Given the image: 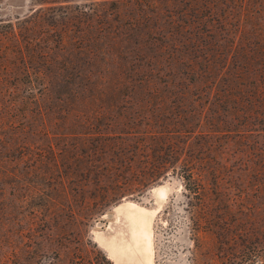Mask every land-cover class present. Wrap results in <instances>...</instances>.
Returning <instances> with one entry per match:
<instances>
[{"label": "rangeland", "instance_id": "374dc122", "mask_svg": "<svg viewBox=\"0 0 264 264\" xmlns=\"http://www.w3.org/2000/svg\"><path fill=\"white\" fill-rule=\"evenodd\" d=\"M45 1L0 0V264H124L101 237L127 236L122 208L128 202L150 221V264H264V63L250 62L241 82L245 93L256 86L261 98L246 106L252 113L245 132L237 130L246 118H238L225 131L189 137L182 156L189 154L201 177V202L184 189L180 171L168 167L99 214L93 171L79 173L80 147L62 136L63 87L55 81L65 73L49 24L53 13L58 19L59 4L72 8L94 0ZM255 1L264 24V0ZM214 99L195 94L172 110H203L195 130L207 132L209 116L232 120L231 104ZM246 108L239 102L234 111ZM36 109L40 119L31 115ZM155 159L154 151L143 152L135 166Z\"/></svg>", "mask_w": 264, "mask_h": 264}, {"label": "trees", "instance_id": "16d2710c", "mask_svg": "<svg viewBox=\"0 0 264 264\" xmlns=\"http://www.w3.org/2000/svg\"><path fill=\"white\" fill-rule=\"evenodd\" d=\"M255 2L94 0L80 7L58 5V19L53 13L49 24L65 73L55 81L63 87L59 101L65 107L61 122L67 131L62 136L74 138L80 147L79 173L93 171L101 190L93 201L96 213L168 167L180 171L184 189L201 202V177L194 174L189 154L182 153L188 150L191 134L225 131L220 129L246 118L237 130L242 134L251 123L246 106L261 98L256 86L245 93L241 82L249 77L250 62L264 63V24L259 22L263 8ZM195 94L215 95L216 105L230 103L234 117L229 121L209 116L207 132L195 130L203 110H172ZM239 102L246 109L235 112ZM31 115L40 119L43 113L36 109ZM150 151L156 159L135 166L136 157Z\"/></svg>", "mask_w": 264, "mask_h": 264}, {"label": "bare ground", "instance_id": "6f19581e", "mask_svg": "<svg viewBox=\"0 0 264 264\" xmlns=\"http://www.w3.org/2000/svg\"><path fill=\"white\" fill-rule=\"evenodd\" d=\"M131 204L133 203L128 202L127 206L122 208L123 217L128 222L126 227L127 236L123 237L121 234L120 236L115 234L106 238L104 236L101 237V241L119 262L121 261L124 264H150L152 259L148 240L150 238V221L144 212L131 207Z\"/></svg>", "mask_w": 264, "mask_h": 264}]
</instances>
